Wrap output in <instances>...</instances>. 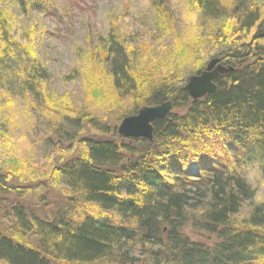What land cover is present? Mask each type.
Wrapping results in <instances>:
<instances>
[{
  "label": "trees",
  "instance_id": "16d2710c",
  "mask_svg": "<svg viewBox=\"0 0 264 264\" xmlns=\"http://www.w3.org/2000/svg\"><path fill=\"white\" fill-rule=\"evenodd\" d=\"M168 1H151L159 38ZM186 1L209 61L231 68L214 93L193 101L177 77L152 79L162 59L134 50L120 23L61 78L80 82L74 103L47 89L1 10L47 17L54 0H0V264H264V202L245 177L255 164L264 175V0ZM98 101L119 116L103 118ZM165 102L151 140L117 134L114 121Z\"/></svg>",
  "mask_w": 264,
  "mask_h": 264
},
{
  "label": "rangeland",
  "instance_id": "374dc122",
  "mask_svg": "<svg viewBox=\"0 0 264 264\" xmlns=\"http://www.w3.org/2000/svg\"><path fill=\"white\" fill-rule=\"evenodd\" d=\"M151 1L54 0L56 10L53 15L47 17L32 13L22 16L8 2L2 3L1 10L10 18L9 31L13 40L30 45L38 52L39 59L50 74L51 86H47V89L50 87L51 94L67 93L70 96L69 102L76 103L79 102L77 97L80 93V82L75 80L63 83L61 78L74 69L81 68L82 65L86 67L85 59L89 58L85 55L87 49L94 47L97 38L99 44H104V39L111 28L119 26L120 23L123 28L126 27V34L137 36L128 39L132 42L134 50L142 53L146 51V55H151L153 59L157 57L162 59L159 67L154 70L156 76L152 79L171 77L170 82H174L177 77L179 83L183 81L180 84L184 87L190 74L197 75L199 70L201 71V66L209 63L212 47L200 44L199 17L194 8L186 0H169L165 4V8L168 9L166 12L169 13L163 29L166 34L159 38L155 35L159 30L152 28L153 18L155 21L159 15L155 13L157 10ZM96 59L91 73L95 78L101 79L106 64L102 57L99 58V64ZM96 105L95 110L99 115L111 119L110 122L119 116L117 109L115 111L113 106L106 104L105 101H98ZM120 122L114 121L113 124L116 123L117 127ZM188 168L194 171L193 165H189ZM248 170L245 177L256 191L255 202H264V175L259 172L257 164ZM247 213V207L244 205L235 221L241 224ZM191 236L192 240L204 244L210 245L214 242L213 237L203 233Z\"/></svg>",
  "mask_w": 264,
  "mask_h": 264
},
{
  "label": "water",
  "instance_id": "95a60500",
  "mask_svg": "<svg viewBox=\"0 0 264 264\" xmlns=\"http://www.w3.org/2000/svg\"><path fill=\"white\" fill-rule=\"evenodd\" d=\"M230 71V67L221 65L217 59H212L204 70L197 75L188 77L183 89L191 100L201 99L215 92L214 80L218 76L225 75ZM170 110V102L159 106L144 107L135 115L122 119L117 126V134L125 138L151 140L153 124L164 119Z\"/></svg>",
  "mask_w": 264,
  "mask_h": 264
}]
</instances>
